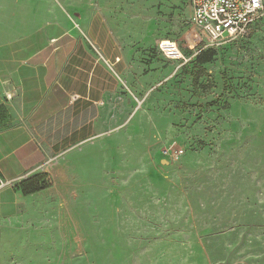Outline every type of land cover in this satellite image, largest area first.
<instances>
[{
  "label": "rangeland",
  "instance_id": "1",
  "mask_svg": "<svg viewBox=\"0 0 264 264\" xmlns=\"http://www.w3.org/2000/svg\"><path fill=\"white\" fill-rule=\"evenodd\" d=\"M16 7L13 45L27 39L31 52L46 29L77 35L133 105L122 122L92 121L54 149L30 193L4 180L45 206L35 222L0 210V263L264 264V20L251 37L214 46L185 0H5L4 30ZM162 40L185 59L166 58ZM207 49L217 54L195 83ZM8 121L0 105V130ZM137 126L140 140L129 137Z\"/></svg>",
  "mask_w": 264,
  "mask_h": 264
},
{
  "label": "crops",
  "instance_id": "2",
  "mask_svg": "<svg viewBox=\"0 0 264 264\" xmlns=\"http://www.w3.org/2000/svg\"><path fill=\"white\" fill-rule=\"evenodd\" d=\"M18 3L13 7L22 6L23 1ZM16 9L9 14L18 18L5 30L0 21V42L8 44L0 49V105L5 106L9 120L0 130V175L6 181L22 182L38 176L40 166L57 157L58 154L53 156L54 149L74 142L76 134L89 123L93 121L97 128L112 127L122 122L120 116L125 109L130 112L133 103L128 99L124 105L119 84L112 93L108 86L109 68L94 59L77 35L52 34V29H46L31 52L27 39L13 45L14 39L20 41L18 35L22 32L23 14ZM11 35L17 38H5ZM12 91L14 97H6ZM110 93L112 108L118 110L113 119H109L108 112ZM138 129L132 127L129 137L140 140ZM106 143L107 139L101 137L99 147L104 148ZM4 186H0V210L10 211L13 221L25 216L35 222L39 209L45 206L42 195H25L22 189Z\"/></svg>",
  "mask_w": 264,
  "mask_h": 264
},
{
  "label": "built area",
  "instance_id": "3",
  "mask_svg": "<svg viewBox=\"0 0 264 264\" xmlns=\"http://www.w3.org/2000/svg\"><path fill=\"white\" fill-rule=\"evenodd\" d=\"M193 20L211 44L251 37L264 19V0H185ZM159 50L168 59H185L176 41L162 40ZM119 60V59H117ZM170 149L165 150L168 154ZM0 175V186L4 185Z\"/></svg>",
  "mask_w": 264,
  "mask_h": 264
},
{
  "label": "trees",
  "instance_id": "4",
  "mask_svg": "<svg viewBox=\"0 0 264 264\" xmlns=\"http://www.w3.org/2000/svg\"><path fill=\"white\" fill-rule=\"evenodd\" d=\"M216 54H217V52L214 49H207V50H202V52L198 55L196 61H197V65H198L200 71L195 77V83H197L198 80L200 78H202L204 75H206V73H207L206 69L202 65L207 63V62L212 61ZM37 177L38 176H35L33 178L22 181L21 184L19 185V187L22 188L25 193H30L29 190H31L33 188L30 186L33 185L36 180L38 181ZM42 184H40L39 182L37 183L38 186L45 187ZM36 189H38V188H36ZM31 192H33V191H31Z\"/></svg>",
  "mask_w": 264,
  "mask_h": 264
}]
</instances>
